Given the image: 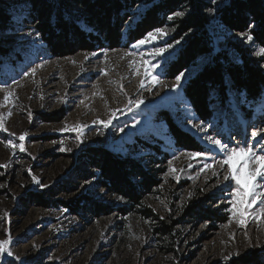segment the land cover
<instances>
[{
  "label": "rangeland",
  "instance_id": "rangeland-1",
  "mask_svg": "<svg viewBox=\"0 0 264 264\" xmlns=\"http://www.w3.org/2000/svg\"><path fill=\"white\" fill-rule=\"evenodd\" d=\"M211 29L217 47L230 39L249 43L216 22ZM164 30L163 36L138 48L78 52L61 59L50 58L27 30L13 37L28 52L0 78V88L6 89L0 91V120L6 129L0 130V165H6L0 167V240L10 235L13 253L0 258V264H264V218L256 221L249 215L241 226L239 216L233 217L230 192L236 190L235 182L223 181L227 165L221 168L217 161L224 153L206 139L212 135L229 147L252 144L264 154L260 138L251 137L253 131L264 135V96L256 104L232 99L230 109L217 108L213 122H199L183 97V86L204 61L186 71L173 90L175 79L167 80L163 72L183 41H172V28ZM160 47L167 51L153 56ZM145 60L149 66L159 63L153 75L159 73L162 83L144 77ZM32 68L35 73L26 75ZM141 98L138 107L129 103ZM162 112L197 138L203 155L191 157L176 148ZM109 119L107 128L98 123ZM193 124L210 127L203 132ZM143 141L163 142L169 155L156 167L162 170L160 185L145 198L152 218L122 214L118 207L124 201L98 187L96 172L76 159L85 149L103 147L141 159L146 167L148 153L130 150ZM261 182L258 172L252 185ZM36 194L43 195V204L34 199ZM84 196L77 212L65 206ZM161 221L172 226V245L153 233Z\"/></svg>",
  "mask_w": 264,
  "mask_h": 264
},
{
  "label": "trees",
  "instance_id": "trees-1",
  "mask_svg": "<svg viewBox=\"0 0 264 264\" xmlns=\"http://www.w3.org/2000/svg\"><path fill=\"white\" fill-rule=\"evenodd\" d=\"M210 9L215 10V15ZM177 11L185 15L175 17ZM213 22L233 34L247 32L253 40L247 44L230 39L217 47ZM167 28L174 30L172 41H183L165 66L167 80H174L204 61L183 86V97L199 122H213L217 108L230 109L232 99L256 104L263 98L264 59L255 52L264 48V0H216L214 4L212 0H0V78L9 66L23 61L28 52L26 47L15 45L13 37L21 30H34V36L39 33L38 43L45 53L52 59H61L78 52L129 48L147 33ZM161 118L176 148L188 152L205 150L194 135L175 124L171 115L162 112ZM160 143L136 142L130 148L132 152L148 153L146 167L141 159L103 147L85 149L76 159L81 167L96 172L98 187L124 201L118 207L122 214L152 218L155 215L147 208L145 198L160 185L162 170L156 167L169 158L164 143ZM34 199L44 202L42 194L34 195ZM84 199L85 196L65 206L77 212ZM190 212L191 209L188 215H192ZM153 233L173 244L172 226L164 221Z\"/></svg>",
  "mask_w": 264,
  "mask_h": 264
},
{
  "label": "snow or ice",
  "instance_id": "snow-or-ice-1",
  "mask_svg": "<svg viewBox=\"0 0 264 264\" xmlns=\"http://www.w3.org/2000/svg\"><path fill=\"white\" fill-rule=\"evenodd\" d=\"M212 3H216V0H212ZM213 15H215V10L210 9L209 10ZM185 13L183 11H177L174 13L175 17H183ZM172 17H170L171 19ZM165 34L164 29H157L155 31H151L147 33L146 37L144 39H140L137 44L133 45L134 48H138L146 43L151 42L154 38L157 36H163ZM34 30L29 31L27 33L28 37H33ZM35 36L38 38L39 33H35ZM243 37H246V40L248 42H252L253 37L251 34L245 32L242 34ZM179 43V41H177ZM167 51L166 47H160L156 48L152 55L153 56H159L163 55ZM107 55V53H105ZM128 56H133L135 53L129 52L126 53ZM255 55L264 57V48H260L258 51L255 52ZM135 63V62H133ZM149 61L145 60L143 61L144 65V71L143 75L146 79H150L154 84L156 83H162L159 78V73L156 75H153V73L156 72V69L159 68V63L155 65L149 66ZM261 67H264V64H261ZM36 71L35 68H32L31 73H26V75L34 74ZM136 75H140L139 69L136 71ZM184 76V73L181 72L179 75L175 78V84L173 86V90L178 88L181 84V79ZM19 83V81H17ZM141 88H144V82L141 81L140 85ZM0 91H6L5 88H0ZM12 93H8V96H11ZM8 96L5 97V99H8ZM144 101L143 99H138L135 102L129 101L130 104L134 103L135 106H139ZM83 103V101H81ZM113 116H115V113H112ZM98 123H103L104 127L107 128L111 125L112 120L109 119L107 122L104 121H98ZM194 128H198L200 131L208 132V128L210 125H206L204 127H200L199 124H193ZM0 130L6 131L4 128L3 121L0 120ZM75 131V129H73ZM120 131H123V128L120 129ZM25 135H21L19 137L20 141H23L25 138ZM252 139L255 141L257 140V137H259V143L261 144V147L264 148V135H262L260 132L253 131L251 133ZM210 145L215 146L220 152L224 153V158L217 161V163L220 165L221 168H223L225 165H227L226 170L222 174L223 181H234L236 185V190L234 192H230L233 199L230 201L232 204V208L230 211L233 214V217L239 216L238 223L243 226L245 218L249 215L253 220L260 221L262 218H264V190H257V189H264V182H261L257 185H252V181L256 179L257 173H260V176L264 178V154H258L252 144H245L244 146H240L239 144L236 147H229L227 143L222 142L220 139H215L212 135H208L206 137ZM13 148L17 147V145H11ZM19 148L21 151H24V144L20 143ZM63 150V149H61ZM187 155L191 157H199L203 155L200 152H190L187 153ZM241 157H243V160L241 161ZM251 165V167H249ZM0 167H6V165H0ZM205 167L210 168L211 165H205ZM245 169H247V172L245 173ZM35 180V178H33ZM178 180L179 177H176ZM37 184H40L39 180H35ZM91 181H89L90 183ZM251 186L252 190L249 191V187ZM46 187V185H45ZM261 201L258 208L255 209L253 212L254 206L257 205V201ZM12 243L11 236L9 235L8 238L4 240H0V258H3L5 254L7 256H12L13 253L9 248V245ZM255 245L252 244L251 240H249V247H254ZM236 256H239L240 253H235ZM226 259H230V257H226Z\"/></svg>",
  "mask_w": 264,
  "mask_h": 264
}]
</instances>
